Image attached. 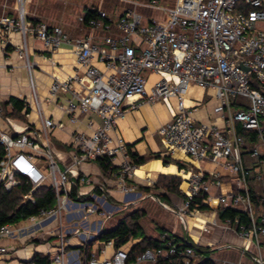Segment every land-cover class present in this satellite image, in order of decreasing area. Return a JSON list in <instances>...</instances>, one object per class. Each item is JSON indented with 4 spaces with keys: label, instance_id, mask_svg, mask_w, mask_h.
<instances>
[{
    "label": "built area",
    "instance_id": "2783aa9c",
    "mask_svg": "<svg viewBox=\"0 0 264 264\" xmlns=\"http://www.w3.org/2000/svg\"><path fill=\"white\" fill-rule=\"evenodd\" d=\"M14 1L16 14L9 11L0 14L2 43L6 44L12 34H19L24 38L35 37L50 51L70 47L76 56L77 69L66 79H54L50 97L54 99L60 92L71 94L67 105L58 104L71 122L78 120L79 113L92 114L99 120L88 123V132L74 135L72 165L81 167L106 157L117 168L114 173L117 189L134 194L137 187L131 181L139 165L131 159L125 139L116 134L117 121L140 102L155 104L175 99V116L161 128L164 142L172 154H183L198 164V168L181 171L188 172L187 187L177 214L198 216L201 211L191 210L190 206L200 195H206L209 205L214 203L213 190L223 186L222 172L204 170L200 165L204 161L224 162L238 178L239 186L237 192L220 197L219 203L241 206L249 215L251 224L237 221L235 231L255 247L261 263L264 259V209L259 215L255 212L249 186L251 172L245 164L244 152H249L264 169V91L258 92L252 87V78L264 85V0H119L129 5L117 18L95 8L97 16L89 20L93 32L106 33L103 45L94 41L93 34L72 39L58 25L51 26L43 21L34 23L27 10L32 0ZM141 9L157 10L163 13L165 21L148 20ZM94 60L104 67L95 65ZM239 61L249 71L244 70ZM150 74L160 76L151 87ZM193 85L215 91L217 104L213 113L225 122V132L215 122H200L195 118L197 106L187 103ZM135 97L140 101L127 104ZM241 97L249 99L250 104L234 110V103ZM238 123L258 132V142L249 151L245 138L237 132ZM63 127L60 121L43 119L46 135ZM47 141L46 151L26 132L19 136L0 132V144L6 152L1 163L0 184L11 190L20 184L18 176H25L34 189L49 181L56 190L57 204L30 217L35 221L62 217L72 202L67 192L70 169L60 168ZM42 160L45 168L39 164ZM256 178L263 181L264 174L259 173ZM79 181L92 182L88 175L79 176ZM75 204L91 214L111 215L92 203ZM211 224L216 225V219ZM21 231L14 224L5 225L0 228V239L13 237ZM203 232H210L207 225ZM172 235L166 233L163 239ZM173 240L174 235L165 247L146 250L135 263H129L128 251L120 248L107 259L93 254L88 264H154L159 258L178 252ZM6 251V247L0 246V253ZM180 252L187 260L195 257L191 247ZM64 255V249H59L52 262L63 264ZM29 264L37 263L31 261Z\"/></svg>",
    "mask_w": 264,
    "mask_h": 264
},
{
    "label": "crops",
    "instance_id": "0c3cea01",
    "mask_svg": "<svg viewBox=\"0 0 264 264\" xmlns=\"http://www.w3.org/2000/svg\"><path fill=\"white\" fill-rule=\"evenodd\" d=\"M80 1V5H83L81 9H83L84 13L76 25L83 27L82 32L88 31V34H93L95 36L94 41L99 45H103V37L106 33L102 31L93 32L89 24L88 26L83 25L85 9L89 8L93 10L99 8L102 10V5H114L112 12L118 17L129 4L119 0H108L109 3H106V0ZM171 1L165 0L163 2ZM30 4L27 8L29 17ZM141 11L143 14L144 11L149 12V17H146L148 20L165 21L163 13L157 10L142 9ZM9 13L16 14L14 7H11ZM39 16H45L49 21L59 22L55 16L46 12ZM116 16L115 18H117ZM36 18L40 19L37 16ZM41 21L46 22L44 20ZM47 23L51 26L58 25ZM114 32L117 31L114 30ZM79 37L82 36L77 35L71 38L77 39ZM94 63L100 68L104 67L97 60H94ZM77 66L76 56L70 47L65 46L59 50L50 51L45 48L42 41L31 35L24 38L19 34H12L11 38L7 39L6 44L2 43L0 39V102H7L10 97H16L25 100L30 107V113L25 115L26 120L0 117V132L11 135L26 132L30 136L35 137L39 146L46 151L45 142L48 140L47 144L60 168L62 170L66 168L70 169V183L67 186L68 194L71 192L73 185L79 181V176H90L92 182L89 184L79 181V194L80 196H90L91 200L85 203H92L98 206L102 212L104 211L112 215L111 212H113L114 207L111 208L110 203L105 201V197L94 193L96 186L102 187L104 191L119 203L139 200L150 194L155 195L163 202L183 203V191L187 187L188 172L183 174L181 171L184 168L187 171L190 168H198V164L183 154H172L170 148L164 142L161 128L169 124L175 116V99L155 104L140 102V105L128 110L117 121L116 134L125 139L131 152L146 159L139 165L138 172L131 183L136 187L152 188L149 192L150 194L138 189L134 194H125L119 191L116 187L114 174L105 175L97 162L85 163L81 167L72 165L74 135L77 132H88V123L92 120L99 122V120L92 114L79 113L78 120L71 122L70 117L58 106V104L67 105L71 94L60 92L56 98L51 99L50 86L55 78L66 79L72 76ZM159 78L158 74H150L149 87ZM138 99L140 98L135 97L128 100L127 104ZM187 103L197 106L194 116L198 121L215 122L220 126L222 131H226L223 119L213 113V108L217 104L213 89H202L193 85L190 88ZM237 105L238 107L235 106L234 110L242 107L239 103ZM12 107V105L8 106L9 111L12 110ZM25 112L24 110L22 113L25 114ZM34 112L37 113L36 119H32ZM44 118L60 121L64 124V127L50 131L46 135L43 131ZM39 164L44 168L46 166L44 160L40 161ZM245 164L251 171L256 166L255 160H248L247 156L245 157ZM200 166L204 170L221 171L223 175V186L220 189L213 190L215 200L210 205L211 209L202 211L198 216H195L202 221L205 218L204 224L202 223L201 227L203 235L207 234L203 232L205 225L209 227L210 231L212 229L211 226L213 225L211 221L216 219L214 206L218 205L219 198L237 192L239 180L225 167L224 162L214 163L204 161ZM172 178L181 180L180 193L174 192L169 188L168 185L172 186L170 184ZM158 183L161 188L156 189L155 186ZM41 186H50V182L47 181ZM253 187L260 194L264 195V180L263 183L254 182ZM71 201L73 203L68 204L66 213L60 218H51L47 221L43 219L35 221L29 218L14 224L15 227L22 229V231L17 232L13 237L0 239V246H4L7 249L5 253H0V264H29L37 254L50 256L53 260L58 255L59 249L62 248L65 251L63 264H81L84 261L83 253L80 249L76 248L84 247L90 242H94L91 245L92 255L95 254L100 259L110 258L115 252L113 243L108 244L105 241L97 240L103 230L112 227L109 226V218L100 216L97 213H88L81 205L75 204L76 202L80 203V201ZM163 233L166 234V231ZM171 233L176 235V233ZM138 241L132 240L123 249L129 251ZM51 264L56 263L52 262Z\"/></svg>",
    "mask_w": 264,
    "mask_h": 264
},
{
    "label": "trees",
    "instance_id": "16d2710c",
    "mask_svg": "<svg viewBox=\"0 0 264 264\" xmlns=\"http://www.w3.org/2000/svg\"><path fill=\"white\" fill-rule=\"evenodd\" d=\"M97 16V11H93L89 8L85 9V16L83 18V25L88 26L89 20ZM29 19L37 23L41 21L38 18H30ZM252 87L254 90L258 92L264 91V85L260 84L257 80L252 78ZM240 104L242 107L245 104L241 101H236L234 103V107ZM12 105V110L9 111L8 106ZM1 108V117L3 118H18L21 120H26V114L30 113V107L25 100L10 97L7 102L0 103ZM26 111L23 114V111ZM237 132L239 135L243 136L246 140V150H251L254 145L258 142V132L253 129H245L242 127L240 123L237 124ZM15 136H19V134H15ZM5 148L0 144V170L1 163L5 159ZM131 159L137 163L138 165L142 164L146 159L144 157H139L135 153L130 151ZM247 156L248 160L254 161L250 156V153L244 152V160ZM102 172L105 175L114 174L117 168L111 163V161L104 157L99 158L96 161ZM255 168L252 169L251 176L249 178V186L252 197V203L257 215L261 213L264 209V195L260 194L256 191L255 187H253L254 182H261L256 178V175L259 173L264 174V169H261L255 160ZM247 166V165H246ZM20 180V184L15 186L11 190L5 189L0 184V228L9 225V224H17L21 221H25L30 217H36L40 215L43 211H48L53 208L57 204V193L54 187L52 186H40L34 189L32 182L25 176H18ZM169 184V183H168ZM170 184L168 185L171 190L174 192L180 193V184L181 180L178 178H172L170 180ZM171 186V187H170ZM155 188H161L159 183L155 186ZM154 188V189H155ZM139 191L150 192L152 188H144L137 186ZM94 193L100 196L105 197V199L114 205H120L118 201H116L113 197H111L104 189L100 186H96L94 188ZM69 197L73 201L86 202L90 201V196H80L79 194V181H77L73 187L71 192L69 193ZM206 195H200L197 199L192 201L190 209H198L199 211L210 210V205L205 201ZM217 213V222L218 223H229L230 226H234L235 228L238 226L236 224L239 221V224H251V219L247 213H245L241 206L235 207L232 205L225 206L224 204L218 203V205L214 208ZM147 216V213L144 210H135L132 211L117 220V222L107 230H103L97 240L105 241L106 243L112 242L115 249H120L130 243L132 240H139L135 243L131 249L128 251L129 263H135L137 258L142 255L146 250H156L159 247H165L168 241L172 236H169L167 239H163L165 235L162 233L159 237H153L152 235H148L142 225L143 219ZM170 234V232H166ZM172 234V233H171ZM96 240V241H97ZM94 242H90L84 247H77L76 249H80L83 253L84 261L81 264H88L92 257L91 245ZM173 244L177 245L178 252L169 257H161L154 264H195L193 263L191 258L187 260L185 256L180 254L182 250L191 247L194 249L195 256H199L203 258L202 262L199 264H217L214 259L210 256V250L199 247L195 244L189 237L187 236H177L174 235ZM32 262H36L37 264H51L52 259L50 256H44L37 254ZM150 264V263H145Z\"/></svg>",
    "mask_w": 264,
    "mask_h": 264
},
{
    "label": "rangeland",
    "instance_id": "374dc122",
    "mask_svg": "<svg viewBox=\"0 0 264 264\" xmlns=\"http://www.w3.org/2000/svg\"><path fill=\"white\" fill-rule=\"evenodd\" d=\"M80 2V0H32L29 10L30 18H36L37 16L40 17V20L58 24L71 37L77 35L89 36L88 31L82 32L83 27L76 25L84 13L81 9L83 5H80ZM106 3H109V1L106 0ZM14 4V0H0V14L10 11ZM102 7L103 11L115 18L116 15L112 12L114 5L106 4ZM44 12L55 16L59 22L49 21L45 16H39ZM144 14L149 17V12L144 11ZM239 101L245 105L250 104L247 98L241 97ZM36 118L37 113L34 112L32 119ZM147 194L150 193L147 192ZM105 201L107 200L105 199ZM179 204L178 202H163L151 194L139 200L120 202V205L110 204L111 208L114 207V210L111 212L112 215L108 217L109 226H113L119 218L132 211L144 210L147 216L143 219L142 225L148 235L159 237L163 232L168 231L176 233L177 236H189L199 247L210 250L209 254L217 264H264V259L261 263L258 260L259 256L255 247L251 243L242 240L237 235L234 226L217 222L216 225L211 226L213 230L211 229L210 232L202 235L201 227L205 218L202 221L189 215L179 216L176 213L182 203ZM99 207L101 206L99 205ZM215 217L217 221V213ZM202 260L203 258L199 256L192 259L195 264L201 263Z\"/></svg>",
    "mask_w": 264,
    "mask_h": 264
},
{
    "label": "water",
    "instance_id": "95a60500",
    "mask_svg": "<svg viewBox=\"0 0 264 264\" xmlns=\"http://www.w3.org/2000/svg\"><path fill=\"white\" fill-rule=\"evenodd\" d=\"M239 65L244 69V70H246V71H249V69L248 68H246V67H244L243 66V64H242V62L241 61H239Z\"/></svg>",
    "mask_w": 264,
    "mask_h": 264
}]
</instances>
